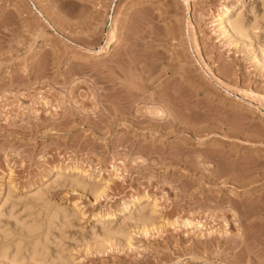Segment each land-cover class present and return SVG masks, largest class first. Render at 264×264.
Returning a JSON list of instances; mask_svg holds the SVG:
<instances>
[{
  "label": "rangeland",
  "instance_id": "374dc122",
  "mask_svg": "<svg viewBox=\"0 0 264 264\" xmlns=\"http://www.w3.org/2000/svg\"><path fill=\"white\" fill-rule=\"evenodd\" d=\"M262 54L264 0H0V264H264Z\"/></svg>",
  "mask_w": 264,
  "mask_h": 264
},
{
  "label": "bare ground",
  "instance_id": "6f19581e",
  "mask_svg": "<svg viewBox=\"0 0 264 264\" xmlns=\"http://www.w3.org/2000/svg\"><path fill=\"white\" fill-rule=\"evenodd\" d=\"M35 7V6H34ZM224 7V6H223ZM231 10H232V8L230 9L227 5L223 8V11L221 10V13H219L218 14V17L216 18V21H217V25L218 26H220L221 27V31L223 32V33H225V35L226 34H228L229 32H231L230 34H234V35H236V36H239V37H236L237 39L238 38H240V37H242V34L244 33H242V27H241V23H239V21H237L236 19H235V17L234 18H229V19H226V16L229 14V12H231ZM37 11V13L40 15V16H42V14H41V12L39 11V10H36ZM237 17V16H236ZM239 18V17H238ZM46 21V20H45ZM48 23V22H47ZM50 26V25H49ZM243 26V25H242ZM51 27V26H50ZM220 27H219V29H220ZM114 29V28H113ZM242 33V34H241ZM220 34H221V32H220ZM233 35V36H234ZM235 38V39H236ZM119 41V36L117 37L116 35H111L110 37H109V39L107 40V43H106V46L104 47V48H101V49H99V50H97V51H94V53H96V54H104V53H106V52H108L109 50H111V47L112 46H114L115 44H117V42ZM261 53V52H260ZM264 54H262V56H263ZM172 89V88H171ZM175 93V92H174ZM169 95V94H168ZM175 95V94H174ZM173 95V96H174ZM153 99V98H152ZM152 102H153V100H152ZM42 104H45V101H42L41 102ZM152 105V104H151ZM153 106V105H152ZM161 106V105H160ZM187 106V105H186ZM156 107V106H155ZM150 108H152V107H150ZM153 108H154V106H153ZM163 108H160L159 106L158 107H156V108H154V110L152 111V112H150L152 115L151 116H155V117H161V119H162V116H167V112L165 111H163L162 110ZM170 110V109H169ZM183 112V111H182ZM165 113H167V114H165ZM171 113V112H170ZM170 115V114H169ZM150 116V115H149ZM171 116V115H170ZM150 118V117H149ZM154 118V117H153ZM174 118V117H173ZM158 119V118H157ZM157 119H154V120H157ZM159 120V119H158ZM71 167V166H70ZM66 169H69L68 167H66ZM72 170V169H71ZM9 174L8 175H11V170L9 169ZM57 175H59V173L56 171L55 173H54V176L55 177H57ZM115 175V174H114ZM1 189V188H0ZM37 192H38V190H37ZM32 196H34L33 198L37 201V199H39L40 197H41V193H36V192H34V195H33V193H32ZM133 199H132V204L134 205V207L136 208V210H135V213L137 212V214H138V216H139V214H143L142 213V211L144 210L143 208L144 207H146L145 205H147L148 204V202L149 201H151L152 202V207H156V205H157V203H156V201L154 200L153 201V199H150V197L148 196V194L147 193H144V194H141V195H137V196H135V197H132ZM6 199V198H5ZM30 200H32V198L30 197ZM34 200H32V202H33ZM141 202H143L144 204L143 205H141V206H137L138 204H140ZM129 203H126V201L125 202H122L121 203V206H120V210H126L127 209V207H129V209H131L132 208V206H131V204L129 205ZM45 209V208H44ZM54 210H56V209H54ZM53 210V211H54ZM58 210H60V209H58ZM120 210H119V212H120ZM53 211H51V213L50 214H54V212ZM57 211V210H56ZM61 211V210H60ZM55 214H58V213H55ZM54 214V215H55ZM116 214V213H115ZM53 215V218L54 219H56V216H54ZM105 216V217H111V216H113L112 214H111V212H109V211H107V212H104L103 214H101V216ZM52 216V215H51ZM141 216V215H140ZM47 217V216H46ZM50 217V216H49ZM64 217V216H63ZM142 217V216H141ZM147 217V216H146ZM48 218V217H47ZM51 219H52V217H50ZM60 218V217H59ZM145 218H143V220H144ZM148 220V219H147ZM175 223H177V221L176 220H173V221H171V222H168L167 224H170V225H174ZM183 226H185V227H188V226H192V227H195V228H198V229H202V226H203V224L202 223H200V222H198V221H194V222H192V220H188V219H185V220H182L181 222H180ZM34 225V224H33ZM55 225V224H54ZM25 226H27V225H25ZM24 226V227H25ZM5 227V226H4ZM24 227H22V228H24ZM54 227V226H53ZM28 229H30V230H35V228H33V226H32V224H31V226H30V224H28V226L25 228V230L28 232ZM16 230V229H15ZM29 230V231H30ZM34 230H33V232H34ZM31 233H32V231H30ZM30 232H28V234H30ZM226 233H227V231H225ZM6 233V232H5ZM107 233L108 232H106V233H104L105 235L103 236V237H105L106 235H107ZM25 234H27V233H25ZM222 234V233H221ZM23 235V234H22ZM227 235V234H226ZM109 236H111V234L109 235V233H108V235H107V237H109ZM1 237V236H0ZM50 237V236H49ZM102 237V238H103ZM106 237V238H107ZM16 238V237H15ZM101 238V239H102ZM106 238H104V239H106ZM102 241V240H101ZM39 242V241H38ZM48 242V241H47ZM35 243V242H34ZM102 243V242H101ZM11 244V243H10ZM35 244H37V243H35ZM99 244V243H98ZM98 244H96L97 246H98ZM1 245V244H0ZM102 245V244H101ZM29 246V245H28ZM17 247V246H16ZM32 247V249H31V252H32V255L34 256V260L32 259L33 258V256L32 255H30V256H32L30 259H31V262H32V260H33V264H34V261L36 260L37 261V258H38V254H37V251H38V249L37 248H39L40 247V245L37 247V246H31ZM101 248V246L99 245L97 248ZM103 247V246H102ZM3 248V247H2ZM0 249H1V247H0ZM30 249V248H29ZM3 250V249H2ZM1 250V251H2ZM14 250V249H13ZM0 251V252H1ZM3 251H5V250H3ZM31 252H29L30 254H31ZM44 252V251H43ZM15 253V252H14ZM26 253V252H25ZM28 253V254H29ZM2 254V253H1ZM35 254V255H34ZM36 254L38 255L36 258H35V256H36ZM40 254V253H39ZM3 255V254H2ZM1 255V256H2ZM6 255V254H5ZM4 255V256H5ZM29 256V255H28ZM29 256V257H30ZM6 257V256H5ZM13 257V256H12ZM27 257V256H26ZM40 257V256H39ZM61 259V258H60ZM54 260V259H53ZM57 260V259H56ZM14 262V261H13ZM22 262V261H21ZM30 262V263H31Z\"/></svg>",
  "mask_w": 264,
  "mask_h": 264
}]
</instances>
